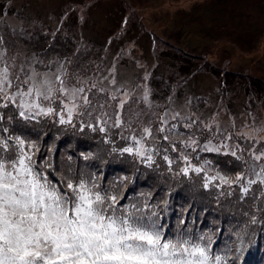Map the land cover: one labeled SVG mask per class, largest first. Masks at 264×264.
Instances as JSON below:
<instances>
[{"label":"rangeland","instance_id":"374dc122","mask_svg":"<svg viewBox=\"0 0 264 264\" xmlns=\"http://www.w3.org/2000/svg\"><path fill=\"white\" fill-rule=\"evenodd\" d=\"M0 53L15 65V72L23 67L25 73L35 70L52 81L61 74L70 87H83L90 101L84 105L78 96L72 121L64 124L56 113L26 119L12 103L7 102L14 109L0 106L8 130L3 131L0 119V138L17 137L14 119L20 116L24 126L18 136L26 145H35L33 158L50 181H57L49 173L59 157L54 151L63 145L59 130L64 125L75 131L85 128L106 143L113 138L123 150L135 149L132 137L139 139L148 127L152 136L144 141L150 150L146 155H152L151 164H158L161 173L166 166V173L179 177L187 157L192 166L203 169L199 174L182 173L189 183L204 187L205 175L234 180L244 174L240 184L216 180L206 190L219 188L243 209L251 205L253 217L246 211L249 217L243 218V226L232 216L217 217L203 208L195 227V213H190L186 201L167 204L146 187L133 190L127 207L158 217L168 213L181 226L200 231L198 237L203 235L204 243L211 240L213 254L223 257L224 264H264V258L245 262L236 253L241 251V240L244 253L264 251V185L257 182L247 193L242 190L264 164V158H253L264 152V0H0ZM121 101H126L123 108ZM42 104L57 113L62 109L59 99ZM117 116L123 122L119 127ZM162 120L167 123L162 125ZM161 126L164 132L158 130ZM76 141L79 138L73 135L65 141L60 162L75 153ZM206 144L218 150H205ZM41 149L48 157L37 156ZM128 154L140 163L146 159ZM164 156L172 160L171 167ZM74 169L70 163L59 173L69 177ZM76 170L93 178L98 171L85 164ZM99 175L97 187L104 174ZM132 179L120 178L107 193L121 189L117 198L122 203ZM253 220L258 226L252 225ZM259 226L260 239L254 235Z\"/></svg>","mask_w":264,"mask_h":264},{"label":"snow or ice","instance_id":"6c2138e0","mask_svg":"<svg viewBox=\"0 0 264 264\" xmlns=\"http://www.w3.org/2000/svg\"><path fill=\"white\" fill-rule=\"evenodd\" d=\"M14 68L0 53V100L5 101L0 106L12 103L20 109L22 118L56 113L59 123H71L78 107L75 99L79 96L84 105L90 104L85 89L70 87L61 74L52 81L35 70L25 73L23 67L18 72ZM54 99H59L62 105L58 113L42 104ZM125 102L121 101L119 107L123 108ZM122 123L117 116L115 126ZM166 123L162 120V125ZM158 130L164 132L165 128L161 126ZM143 133L139 139L132 137L135 149L128 147L124 151L134 152L151 164L153 157L146 155L150 150L144 141L152 136V129L145 127ZM12 139L0 138V264H224L223 257L213 254L210 239L204 243L203 235L194 238L186 232L166 237L163 226L152 218L156 213L145 215L143 209L135 207L118 209L117 196L96 191L95 183L65 177L62 186L54 184L33 158L35 145H26L19 136L10 145ZM204 147L218 150L209 144ZM253 158L260 161L264 152ZM164 159L171 167L172 160L168 156ZM184 161L187 167L181 171L186 176L190 171L199 174L203 170L192 166L187 157ZM255 175V179H247L246 186H242L244 193L252 184L264 185V164ZM245 179L242 173L234 180L219 174L205 175L204 187L216 180L231 186Z\"/></svg>","mask_w":264,"mask_h":264},{"label":"trees","instance_id":"16d2710c","mask_svg":"<svg viewBox=\"0 0 264 264\" xmlns=\"http://www.w3.org/2000/svg\"><path fill=\"white\" fill-rule=\"evenodd\" d=\"M61 40L63 39H60V41ZM8 107H12V109H14L12 104L8 105ZM0 116L2 118L4 114H0ZM1 123L5 129L7 123H5L2 119ZM23 126L24 125L22 124L21 117L17 116L14 119V127L16 129L15 136H18V133H22V131L20 130ZM59 133H63L62 138L59 142L60 144L64 145L65 141L70 138L71 135H73L76 140L79 138V141H76V146L78 147H75V144H72L76 148L75 153L71 155V158L73 160L71 158L68 160L62 159V162H60L63 156V152L65 151L63 145H61L59 148H56V150L54 151L57 156L61 157L55 158L57 161H53L54 171H51L49 173V175L54 173L57 179L56 184H60L62 186L61 181L65 177H67V175L63 176L64 174H60L59 170H62L66 165L72 163L75 166V169L72 173H68V176L72 177L73 179H80V177H82L81 179H85L96 184L98 181H100L101 178L99 174L103 173V182H101V185L96 188V191H101L109 196L115 195L119 198L120 192L122 191L120 189L119 193L108 194L107 187L109 185L113 186L114 184H116V181H118L122 177L126 179L128 178L130 180L133 177L132 181H130L131 186H129L128 195L126 196L125 201H123L122 203H118L116 207L122 206V208L125 207L127 209H131V207L127 206L128 201L133 198V190L141 187H146V189H150V192L155 191L153 195L156 194V199L157 197H159V201H166L167 204L172 202L177 203V201H186L188 203L186 204V206L190 208V213H195L194 219L192 221L195 227L199 222V218L203 216L200 213L203 208L208 209L209 214L215 213L217 217H222V215H224L225 218L232 216L233 218L239 220L243 226L245 225L244 219L247 220L249 217L245 214L246 211H249L250 216L253 217V213L250 207L251 205H247L248 208L243 209V207L237 206V202L233 201V198L228 199L224 197L222 190H220L219 188L206 190V188L203 187L201 183H189V181L185 180L182 177V173L179 174V177H173L171 174L166 173L168 172L165 169L166 166L163 167V173H161L160 168H157L160 167L157 163V166L149 164L146 159L140 163L136 160L137 157L126 153L122 149V143L120 141L112 138L109 142L106 143L102 138L98 137V135L89 133L85 128L75 131L73 130V128L67 125H64L63 128L59 130ZM71 139H73V137ZM13 141L14 139L9 140V143H13ZM42 150L43 149H41L37 153V156L48 157L47 153H42ZM75 154L77 156H75ZM47 164L48 165L46 166H48L50 169L51 165L49 163ZM84 164L87 165V167L92 171L94 169L98 170L96 171L95 178L91 176V173L82 175L78 170H76V167H81V165ZM110 191L112 190L110 189ZM185 196H187V198ZM172 206L177 210L179 205L172 204ZM217 207L220 208V211L218 212L216 211ZM168 216V213H164V216L162 217H158L156 215L153 218L163 226V231L166 237H174L177 232H186L187 235L198 238L200 231L198 232L189 230V227L187 228L185 226H181L179 223H177L176 219L168 218ZM223 220L224 219H220L219 221ZM250 222L252 223V225L258 226V222ZM261 234L262 227H260L254 233V235L258 236V239H260ZM253 252V254L251 252H249L248 254L244 253L243 251H236L238 255L243 256V260H245V262H247L250 257L258 258L261 261L263 260L264 251H258L256 248L255 250H253Z\"/></svg>","mask_w":264,"mask_h":264}]
</instances>
